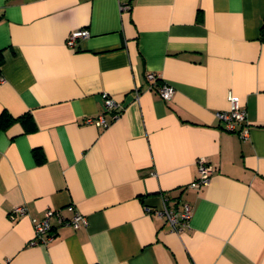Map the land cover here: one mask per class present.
Returning <instances> with one entry per match:
<instances>
[{
	"label": "crops",
	"instance_id": "1",
	"mask_svg": "<svg viewBox=\"0 0 264 264\" xmlns=\"http://www.w3.org/2000/svg\"><path fill=\"white\" fill-rule=\"evenodd\" d=\"M0 52V264H264V0H0ZM104 92L118 116L86 123ZM230 95L247 140L216 115ZM200 157L215 172L195 189ZM185 204L180 233L155 213ZM50 208L88 223L55 215L33 243Z\"/></svg>",
	"mask_w": 264,
	"mask_h": 264
},
{
	"label": "built area",
	"instance_id": "2",
	"mask_svg": "<svg viewBox=\"0 0 264 264\" xmlns=\"http://www.w3.org/2000/svg\"><path fill=\"white\" fill-rule=\"evenodd\" d=\"M122 9L129 8L126 4H121ZM90 36V32L86 29H79L71 32L66 40V44L69 47H74L80 39ZM147 79L151 84V88L156 89L159 96L164 100H171L175 95L176 89L173 85L168 83H160L157 74L148 73ZM2 78H0V83ZM138 96L139 93L136 92ZM103 97V109L104 113L99 114L97 118L89 117L85 121L86 123H94L96 126L108 127L109 121L106 119L105 113L113 112L112 118H116L118 113H114L115 109L119 107L115 98L110 94L104 92ZM230 108L224 111H218L217 117L221 122L224 123L225 128L229 132L239 133L243 140H247L250 137V128L247 118V110L240 105V101L237 97L230 95ZM198 175L197 178L191 183V187L200 189L207 186L215 172L214 166L205 158L200 157L197 160ZM154 173V172H153ZM147 211H151L148 208ZM155 213L160 217L164 218L167 227L175 232H183L189 227L190 220L192 218V209L189 204H185L182 210H173L164 205L161 208H156ZM28 214V209L25 206H18L11 212V217L24 216ZM57 215L61 219L62 223L71 225L78 229L82 226L87 225L88 219L85 215L77 212L71 219L65 220L60 216L59 210L48 209L44 213L41 220H33L35 226V238L33 243H48L54 238L52 218Z\"/></svg>",
	"mask_w": 264,
	"mask_h": 264
},
{
	"label": "trees",
	"instance_id": "3",
	"mask_svg": "<svg viewBox=\"0 0 264 264\" xmlns=\"http://www.w3.org/2000/svg\"><path fill=\"white\" fill-rule=\"evenodd\" d=\"M3 63V55L0 52V67ZM30 119V115L23 116L20 118L21 121H25L26 119ZM15 119L11 117L9 114L3 112V114L0 116V130L7 128L11 123H13Z\"/></svg>",
	"mask_w": 264,
	"mask_h": 264
}]
</instances>
